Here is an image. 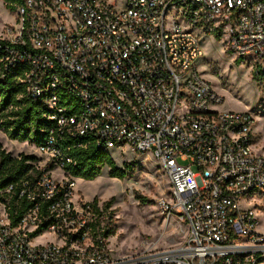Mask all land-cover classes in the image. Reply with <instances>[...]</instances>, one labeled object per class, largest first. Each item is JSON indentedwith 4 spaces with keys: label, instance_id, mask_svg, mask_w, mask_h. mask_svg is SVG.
I'll return each instance as SVG.
<instances>
[{
    "label": "built area",
    "instance_id": "obj_1",
    "mask_svg": "<svg viewBox=\"0 0 264 264\" xmlns=\"http://www.w3.org/2000/svg\"><path fill=\"white\" fill-rule=\"evenodd\" d=\"M15 14L0 37L3 66L27 67L25 92L50 127L34 146L39 173L0 185V264H264L247 207L253 195L264 202L255 121L220 109L196 68L200 36L219 35L264 77V0H22ZM89 143L159 163L169 190L157 206L186 223L181 244L111 253L101 205L73 201L67 168ZM12 207L22 210L15 222Z\"/></svg>",
    "mask_w": 264,
    "mask_h": 264
},
{
    "label": "rangeland",
    "instance_id": "obj_2",
    "mask_svg": "<svg viewBox=\"0 0 264 264\" xmlns=\"http://www.w3.org/2000/svg\"><path fill=\"white\" fill-rule=\"evenodd\" d=\"M16 14L9 13L0 0V37L8 38L7 28L13 26ZM225 38L211 35L200 36L202 55L196 63L199 75L209 82L223 99L220 109L249 112L255 121L253 128L257 137L255 150L264 154V77H255V65L248 57L240 62L227 50ZM0 146L12 158L27 155L34 158V164L41 166L44 156L40 155L32 142L9 139L0 128ZM115 165L124 168L123 179L109 177L107 168L93 180L75 179L73 201L101 205V227L113 228L107 238V246L114 256L127 255L135 251L151 252L181 244L188 227L176 216L160 213L157 199L169 190L168 180L159 163L148 153L132 154L125 149L109 152ZM60 170H54L58 176ZM84 180V181H83ZM116 187L118 189H116ZM109 202L108 207L105 204ZM242 206L245 204L241 201ZM264 202L253 195L247 207L253 208L258 218L256 230L264 233ZM49 236H41L42 242Z\"/></svg>",
    "mask_w": 264,
    "mask_h": 264
},
{
    "label": "trees",
    "instance_id": "obj_3",
    "mask_svg": "<svg viewBox=\"0 0 264 264\" xmlns=\"http://www.w3.org/2000/svg\"><path fill=\"white\" fill-rule=\"evenodd\" d=\"M5 9L14 14L21 5L22 0H1ZM219 39V35L215 36ZM8 44L0 39V45ZM2 51L0 50V128L9 139L17 141L32 142L34 146L43 143L47 130L50 127L48 121L43 114L46 107L39 101L30 98L21 81L27 67L22 64H16L4 69L2 61ZM241 58L235 61L240 62ZM256 77V75H255ZM259 77L257 76L256 79ZM72 155L76 160L73 167H68V171L74 177L84 180H93L105 167L109 177L123 179L126 171L131 166L124 165L119 168L115 165L110 154L93 143H89L84 148H77L72 151ZM32 156L23 155L19 158H12L5 154L0 146V185L4 186L10 182L18 181L22 178H30L33 174H38ZM93 205L96 202L93 200ZM109 202L105 204L108 207ZM12 207L11 220L15 222L20 214L21 209ZM113 233V228H106L102 231L103 237H108Z\"/></svg>",
    "mask_w": 264,
    "mask_h": 264
},
{
    "label": "bare ground",
    "instance_id": "obj_4",
    "mask_svg": "<svg viewBox=\"0 0 264 264\" xmlns=\"http://www.w3.org/2000/svg\"><path fill=\"white\" fill-rule=\"evenodd\" d=\"M116 179V178H115ZM84 181V180H83ZM116 189H118L117 187H116Z\"/></svg>",
    "mask_w": 264,
    "mask_h": 264
}]
</instances>
